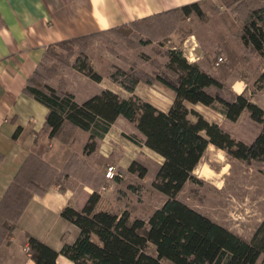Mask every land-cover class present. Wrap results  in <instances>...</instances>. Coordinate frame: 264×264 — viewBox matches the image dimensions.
Segmentation results:
<instances>
[{
  "label": "trees",
  "instance_id": "1",
  "mask_svg": "<svg viewBox=\"0 0 264 264\" xmlns=\"http://www.w3.org/2000/svg\"><path fill=\"white\" fill-rule=\"evenodd\" d=\"M228 1L235 5L232 8L238 13L241 0ZM203 2H191L131 22L128 26L150 22V28L145 30L148 36L137 37V44L129 42L131 48L146 45L156 37L168 36L178 27L180 18L191 14L202 17ZM244 3L248 7L246 16L236 14L243 21L239 35L241 45L250 53H257L264 62V0H253V8ZM119 29L125 28L120 26L109 31ZM101 33L93 32L50 44L25 82L23 92L44 105L48 113L36 133L35 147L0 199V246L9 241L32 195L42 194L53 184L62 187V178L78 165V156L72 153L61 170L50 166L42 159L46 146L40 139L46 135L67 144L75 130L82 129L89 132L83 149L89 154L95 150L97 139L117 118H123L141 135L140 139L128 137L162 157L153 186L167 198L146 218H131L127 212L117 214L98 210L96 204L100 196L93 192L80 210L65 206L60 212L79 229L73 243H65L56 251L25 233L34 264H56L59 253L72 264H264V220L247 240L176 198L210 144L232 158L252 164L264 174V110L241 94L231 93L228 97L224 94L229 90L222 83L225 72H219L223 67L216 68L214 74L207 72L196 62H189L182 50L176 48L164 50L161 63L140 54L143 61L152 64L151 72L131 65L129 69L117 68L109 74L111 81L130 94L139 82L147 85L158 82L171 90L173 101L166 111L136 95L120 97L109 89L77 102L74 95L65 90L63 77L58 79L56 87L47 82L60 74L61 67L74 68L99 82L102 77L89 62L87 50L90 41ZM56 47L64 54L57 52ZM238 57L237 50L228 51V60L232 64L244 63ZM226 67L231 69L230 65L223 69ZM186 103L218 108L230 121L247 111L260 129L249 142L235 139L217 122L188 109ZM190 114L195 120L189 118ZM21 131L22 128L17 127L12 137L15 139ZM128 171L143 177L146 167L132 161Z\"/></svg>",
  "mask_w": 264,
  "mask_h": 264
},
{
  "label": "crops",
  "instance_id": "2",
  "mask_svg": "<svg viewBox=\"0 0 264 264\" xmlns=\"http://www.w3.org/2000/svg\"><path fill=\"white\" fill-rule=\"evenodd\" d=\"M195 1L201 0H0V199L26 156L35 147L36 133L42 128L48 113L44 105L23 92L27 78L41 60L45 49L62 40L109 31ZM189 18L190 16L186 19ZM179 42L184 55L186 50L194 46V54L198 57L194 62L205 71L213 73L216 59L204 57L195 34L188 32L179 38ZM262 69L264 71L263 62ZM226 72L222 76L225 75L227 80L233 72ZM74 73L78 81L76 91L81 90V95L78 97V93L68 86L67 91L74 95L77 102H82L102 89H123L103 77L98 83L93 82L97 84L94 90H84L90 79L80 72ZM140 86L143 89L147 87L152 92L166 93V104L161 102L160 106L155 107L161 111L169 108L173 101L171 90L164 89L159 83L147 85L139 82L135 91ZM231 88L236 94L242 92L239 84H231ZM193 105L212 111V107L201 103ZM213 112L226 119L219 110ZM126 123L123 118H117L109 130L97 139L95 150L89 154L83 152L89 132L82 129H76L72 140L67 144L49 139L46 135L40 139L47 146L42 159L50 166L61 170L72 153L78 156L79 165L62 178V187L53 184L42 194L32 195L9 241L0 246V264H34L25 233L56 251L65 243H73L79 229L61 216V210L65 206L80 210L93 192H98L103 198L100 181L105 177L108 166L124 170L132 161L141 162L140 149L146 147L140 142L137 147L125 136L123 126ZM17 127H21L22 131L14 139L12 135ZM156 155L160 164L162 157ZM99 203L100 201L96 205L98 210H107L101 208ZM55 263L72 264L60 253L56 256Z\"/></svg>",
  "mask_w": 264,
  "mask_h": 264
},
{
  "label": "rangeland",
  "instance_id": "3",
  "mask_svg": "<svg viewBox=\"0 0 264 264\" xmlns=\"http://www.w3.org/2000/svg\"><path fill=\"white\" fill-rule=\"evenodd\" d=\"M244 1L249 8L255 6L252 4L253 0H241L239 2L241 5L237 8L238 13H235L232 8L235 5L228 3V0H204L201 4L202 17L191 14L189 19L180 18L178 27L171 34L166 35L167 37H156L157 39L155 38L152 42L139 47L131 48L129 42L132 45L133 43L137 44L135 40L137 37L144 39L148 36L145 30L150 28V22H142L135 27L124 25L123 28L125 29L114 32L104 31L90 41L87 50L89 62L102 78L108 79H110L109 74L117 68L126 70L131 65L151 72L153 71L152 64L147 60L143 61L140 54L161 63L163 51L170 47L181 50L179 38L190 32L199 39L198 45L202 49L204 57L209 59L222 57L221 61H214L216 68H224V66L230 65L231 69L226 67L219 70V72H233L231 78L229 77L227 80L222 78L223 84L229 90H227L228 95L226 92L224 94L227 97L231 93L236 94L231 88V84H236V86L239 84L242 88L241 94L264 110L263 60L257 53H250L244 49L239 38L243 26L240 16L242 13L246 16L248 9L244 6ZM125 33L126 37L123 38ZM172 38H174L173 41ZM127 43L129 46L126 45ZM56 50L64 54L60 47H56ZM229 50L235 52L237 50L238 59L243 60L244 63L232 64L231 60H228ZM187 51H185L186 54ZM192 52L194 53V50ZM203 62L205 63L206 60L204 59ZM72 70L79 72L71 67H61L60 74L47 80V82L56 87L58 86V79L63 77L66 81L65 90L68 86L80 97L81 90L76 91L78 83L76 73ZM218 76L221 77L220 74ZM93 82L95 81L90 79L84 90H94L97 84ZM115 91L120 97L136 95L154 106L161 102L166 104V93L157 91V94L148 90L147 87L143 89L140 86L136 91L134 89L133 94L129 95L123 89ZM186 106L190 110L201 112L202 116L211 122L217 121L235 139L249 142L260 129V125L249 117L247 111H243L235 121H230L213 112L219 110L218 108H210L212 109L210 111L191 103H186ZM189 118L195 120L192 114L189 115ZM118 125L122 126L121 124ZM123 127L126 132H124L125 136L141 138L133 124L127 122ZM129 139L137 147L140 146L138 142ZM140 150L139 159L141 162L139 163L146 167V174L140 177L137 172L128 171V168L122 170L120 167L114 166L116 170L113 178L104 177L100 181L101 190L104 192L103 198L99 194L98 202L100 201L101 208L117 214L127 212L131 218H146L165 201L166 195L153 186L155 173L159 167L158 156L147 147H141ZM176 198L213 221L250 240L258 225L264 220V174L252 164L232 158L224 150L210 144L192 171L190 179L176 194Z\"/></svg>",
  "mask_w": 264,
  "mask_h": 264
},
{
  "label": "built area",
  "instance_id": "4",
  "mask_svg": "<svg viewBox=\"0 0 264 264\" xmlns=\"http://www.w3.org/2000/svg\"><path fill=\"white\" fill-rule=\"evenodd\" d=\"M193 49H194V46L189 48L186 55H184V53H183V55L185 56V58L188 61H196L198 59V57H196L195 54L192 52ZM221 60H222L221 56H218L216 59V61H221ZM215 64H218V63L215 62ZM115 170H116V168L114 166H108L106 173H105V177L108 179H112L114 174H115Z\"/></svg>",
  "mask_w": 264,
  "mask_h": 264
}]
</instances>
